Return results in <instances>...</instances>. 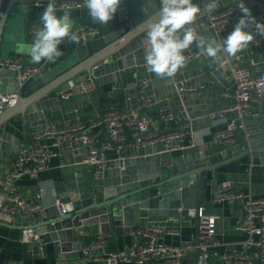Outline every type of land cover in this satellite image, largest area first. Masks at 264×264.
<instances>
[{"label":"water","instance_id":"obj_1","mask_svg":"<svg viewBox=\"0 0 264 264\" xmlns=\"http://www.w3.org/2000/svg\"><path fill=\"white\" fill-rule=\"evenodd\" d=\"M35 1L3 0L0 3V59L3 49L8 54L24 51L25 44L16 41L15 31L18 21L24 16V8L32 6ZM238 1L241 0H218L216 8L222 7L224 3ZM206 2L193 0L201 8ZM159 8V0H121L117 11L119 20L123 24L129 21L133 28L126 36L114 32L110 36L97 38L91 44L93 54L89 53L87 44L79 45L67 58L50 68L41 69L40 65H36L37 71L23 81L17 78V72L0 69V90L6 87L5 93L17 94L12 108L0 113V159L9 160L10 156L19 152V138L5 130L7 121L19 122L24 128L32 126L33 134L46 129L45 112L53 117L54 109L58 110L66 122L75 121L77 111L89 103V92L96 91L99 102L105 101L101 97L103 86L118 81L120 72L130 68L133 69L132 78L135 80L138 72L147 73L152 85L148 94L155 96L174 94L175 83L182 81H189L192 85L207 83L210 90L207 98L199 95L173 97L182 119L207 114L210 96L215 98L220 91L213 83L218 82L226 70L225 62L236 58L238 53L234 57L220 58L202 55L200 58L206 62L204 67L181 72L170 78L156 76L145 66L146 52L142 42L147 39L145 32L137 26L151 18L158 19ZM206 14L198 17L192 25H204L200 28L204 38L219 42L233 31L234 27L220 32L209 29L205 25ZM255 16L261 23L256 12ZM255 49L264 50V40L256 37V41L249 45L244 54L249 55ZM88 75L92 76L91 81L85 80ZM68 81H72L75 86L83 83L86 92L79 94V102L59 104L56 90ZM169 84V87H164ZM129 95L132 102L137 101L133 89ZM99 129L104 134L103 125L93 131ZM237 137L239 143L219 152L205 150L181 154L163 164L158 156H142L132 147L128 149L132 151L131 156L122 163L124 170L119 169V161L108 162L100 181L92 177L87 181L82 174L65 175L64 184L57 187L56 194L62 200L66 215L59 216L53 206L23 220L34 224L31 229H34L39 241L42 244L52 242L55 252L63 260L78 258L81 243L76 241L74 230L80 227L96 225L100 235L115 243L118 234H127L139 225L141 213H145L147 218L194 216L205 196L206 172L210 171L214 178L217 168L244 157L258 159L264 165V123L256 119L247 120L244 130L239 131ZM128 150L123 156H126ZM59 152L83 156L85 149L66 140L61 144ZM77 160L80 161L79 157ZM196 229L199 245L198 221ZM198 253L197 250L192 264L196 263Z\"/></svg>","mask_w":264,"mask_h":264},{"label":"built area","instance_id":"obj_2","mask_svg":"<svg viewBox=\"0 0 264 264\" xmlns=\"http://www.w3.org/2000/svg\"><path fill=\"white\" fill-rule=\"evenodd\" d=\"M1 1V0H0ZM57 11L79 9L82 0H53ZM160 2V0H159ZM235 3L221 11L210 13L207 16L206 25L214 32L231 29L238 21L240 8ZM49 0H36L35 7L42 4L48 5ZM248 8H252L261 23H264V0H244ZM37 22L30 28V35L41 27ZM127 26L122 24L121 29ZM78 36L79 43L85 45L91 39L100 37L96 27L79 24L73 29ZM252 31L255 27L252 26ZM264 40V37L257 36ZM186 61L199 57L198 54L186 50ZM254 63L250 60V65ZM0 69H8L17 72V78L21 81L27 79L37 69L33 66H22L17 60L0 61ZM233 84L230 88L220 90L219 96L228 99L229 105L221 112L209 115L211 119L219 118L224 122L221 129L209 133L210 144L231 147L236 142V134L244 129L247 120L256 119L264 123V76L254 74L249 67H235L231 69ZM88 75L86 81H91ZM151 80L149 77H139L132 83L136 94L138 107L144 110V115H136L132 112L116 108L115 106L102 109L100 115L93 121H79L70 126H47L45 130L33 135L31 144L21 150L10 165V172L6 179L7 193L0 202V212H5L9 219L17 217L18 213L26 216L38 212L41 205L38 201H26L17 191L16 184L23 177L36 178L49 168L52 159L59 156L61 144L68 140L85 149L80 164L87 170L95 181L103 177L105 166L108 162V152H113L116 160L121 163L119 169L124 170L122 153L128 145L138 149L160 146L164 153H177L186 147L183 144L184 135H192L185 126L184 131L160 130L155 122L167 127L178 119L168 99L161 96L148 94ZM79 94L86 92L85 85L77 86ZM204 86L192 85L182 81L175 86V92L179 97L188 93L202 90ZM74 86L69 84L66 89L56 92V96L63 102H69L74 94ZM16 93H0V113L14 105ZM252 103L256 108L251 109ZM147 112H152L149 114ZM101 125L104 126L105 139L99 140L92 131ZM200 144L195 139L189 146ZM76 174V173H75ZM89 179V180H90ZM40 197V196H39ZM214 203L241 204L243 217L236 226V230L246 235L243 250L218 254L207 253L206 245L183 243L179 246L164 244L161 241L162 227L156 223H150L137 227L132 231L134 243L121 251L105 250L107 238L98 235L87 244L81 245L79 254L82 260L102 261L105 264H192L185 261V257L193 251H199V259L196 264H207L209 258H215L221 264H264V197L246 196L243 191L237 190L231 182L219 186L215 190ZM59 216L66 215V209L61 198L56 196L53 201ZM198 229L202 239H210L216 232V223L213 218L207 217L202 209L197 213ZM22 240L27 243L36 242L38 236L34 229H24L21 233ZM254 251V253L249 250ZM100 251V254L96 252Z\"/></svg>","mask_w":264,"mask_h":264},{"label":"crops","instance_id":"obj_3","mask_svg":"<svg viewBox=\"0 0 264 264\" xmlns=\"http://www.w3.org/2000/svg\"><path fill=\"white\" fill-rule=\"evenodd\" d=\"M3 0L0 1V3ZM239 2V1H238ZM224 3L222 7L216 8L210 13H215L221 11L235 3ZM83 5V0H82ZM47 5L42 4L35 7L34 5L24 8V16L18 21L17 28L15 31L16 41H21L25 44V49L23 52L18 53H7V50H1L2 56L0 61L5 60H17L22 66H33L40 65L41 69L50 68L53 65L57 64L59 61L67 58L69 54H72L73 51L79 47V45L70 42L65 39L63 43L59 45V49L63 52V55L59 57L55 63H48L41 61L40 63H32L30 56L27 55L28 49L34 39V35H30V28L32 25L40 21V16L45 10ZM251 15L255 16V11L252 8ZM71 12V17L75 21L74 28L79 24H87L93 27H96L100 32V37L110 36L114 32H120L122 35H127L133 28L129 21L127 26L124 29H121L123 22H120L118 12L115 14V17L107 26L99 25L94 23L89 14L88 10L85 7L79 9L67 10ZM63 13L57 11L58 15ZM208 13V14H210ZM206 14V17L208 16ZM242 16V12L239 13V19ZM257 22L259 19L254 17ZM237 21V22H238ZM264 21V20H262ZM206 25V22H205ZM204 26L203 24L192 26L194 30L203 37L200 32V28ZM97 39V38H96ZM96 39H91L87 43L89 53L93 54L94 51L91 49V44ZM142 46L145 49V52L148 48V42L143 41ZM192 53L198 54L199 57L192 58L186 61L185 67L179 69L176 74L181 72H186L195 68L204 67V60L200 57V49L197 48L194 43L189 49ZM186 53V51H185ZM184 53V55H185ZM225 56L223 53H219L218 57ZM227 57V56H225ZM250 60L253 61V65H250ZM226 63V70L220 75V80L213 83V86L218 87L220 90L230 88L233 84L231 78V69L235 67H249L254 74L264 75V50H254L245 55L244 51L238 53L237 57L233 60H228ZM4 70V69H2ZM133 69H126L120 72V79L113 83L103 86L102 99L105 101L99 102V94L96 91H91L88 93V105L84 106L81 110L77 111V119L75 121L66 122L62 115L58 112L57 109L52 111L53 117L48 115V112H45V123L47 126L56 125V126H70L79 121H93L101 113L102 109L106 107L115 106L116 108L125 110L127 112H132L138 116L144 115L146 112L138 107L137 101L132 102L129 99V92L132 87V83L135 82V79L132 78ZM137 78L139 77H148L147 73H137ZM197 77H194V79ZM164 79V78H163ZM191 78H189L190 80ZM193 79V78H192ZM189 83V81H187ZM69 84L74 86V94L69 102H63L58 100L59 104H68L79 102V93L77 86L73 84L72 81H68L60 88L56 90L60 91L66 89ZM178 83H175L177 86ZM202 85V84H200ZM198 84V86H200ZM165 85L164 87H169ZM204 88L195 93H188L184 96L191 97L192 95H199L202 98H207L210 94L208 84H203ZM152 89L150 84L149 91ZM6 87H2L0 90L1 93H5ZM134 90V89H133ZM219 92L215 95V98L210 96V106L207 109V114L202 113V115H194L192 118H181L179 112L173 102V97L178 96L176 92L174 94L164 95L163 97L167 98L171 104L173 111L177 114L178 119L170 123L167 127H164L159 122H155L156 127L160 130H178L184 131L185 126L188 127V131L192 135H184L183 144L185 149L177 153H164L160 146L156 147H146L138 149V153L142 156H158L161 164L167 162L170 158L181 155L188 154L197 151L209 150L211 153L219 152L222 149H225L222 146H214L210 144L209 133H213L215 130L221 129L224 126V122L219 118L211 119L209 115L217 112H221L227 108L229 105L228 99H222L219 96ZM134 96L136 94L134 91ZM155 96V95H152ZM162 97V96H161ZM110 100H115L114 102ZM12 106L6 110L11 109ZM256 108V104L252 103L251 109ZM4 110V111H6ZM153 114L152 112H147ZM251 120V119H250ZM10 122V123H9ZM5 130L9 133L15 135L19 138V152L27 148L32 140V126L24 128L21 123L14 122L11 120L6 122ZM244 130V129H243ZM26 131V135L24 134ZM99 140L105 139V133L103 130L99 129L97 131H92ZM239 131L236 135H238ZM196 140L200 144L195 146H189L192 140ZM239 137L236 138L235 144L239 143ZM234 144V145H235ZM134 146L128 145L125 149L132 148ZM124 151V152H125ZM18 152V153H19ZM123 152V153H124ZM10 156L9 160L0 159V202L2 197L7 193V184L6 179L8 178L10 172V165L12 161L16 158L17 154ZM122 158L126 159L130 157L132 151L126 153V156ZM108 162H113L116 160L114 153L108 152ZM79 157L80 161L78 162L77 158ZM82 155L79 154H65L60 153L57 158H54L49 163V168L42 172L36 178L23 177L17 184V191L26 201H38L41 205L39 211L48 210L53 207L54 198L57 196L56 189L58 186L64 184V177L70 173L82 174L84 175L85 180L89 181L90 174L84 167L80 164ZM107 162V163H108ZM206 189L204 192L203 202L200 205V209L204 211V214L213 218L216 223V232L208 240L202 239L199 236V244L206 245L207 253L211 254L212 252H217L218 254L229 253V252H240L243 250L242 246L246 240V235L240 233L236 230V226L240 223L243 217V208L241 204H223L217 205L214 203L215 199V190L224 183L231 182L232 186L243 191L246 196L254 197H264V165L260 163L258 159H253L249 157L241 158L238 161L226 164L215 170V177L212 178V173L210 171L206 172ZM40 196V197H39ZM197 213V211H196ZM194 216H177V217H164V218H147L145 213H141L139 220V225L137 227H142L150 223L159 224L162 227L161 241L164 244L179 246L183 243H193L197 245L198 234L196 229L197 214ZM29 216L24 215L23 213H18L17 217L14 219H9L5 212H0V264H105L102 261L94 260H82L80 254L76 259H60L57 252H55L53 243L42 244L39 240L33 243H27L22 240L21 233L24 229H30L34 224L26 222L23 218H28ZM134 227L127 234H118L116 237L115 243L107 238V244L105 250L107 251H121L130 247L135 239L133 237L132 231L137 228ZM75 239L77 242H80L81 245L87 244L98 235H100L99 228L96 225L80 227L74 230ZM250 252L253 251L249 250ZM197 251H193L191 254H188L185 257V261L192 262L193 256ZM71 253V252H70ZM100 254L101 252H96ZM68 254V253H67ZM199 253L196 259L198 263ZM195 263V264H196ZM207 264H221V262L215 258H209Z\"/></svg>","mask_w":264,"mask_h":264},{"label":"clouds","instance_id":"obj_4","mask_svg":"<svg viewBox=\"0 0 264 264\" xmlns=\"http://www.w3.org/2000/svg\"><path fill=\"white\" fill-rule=\"evenodd\" d=\"M121 0H83L82 7L94 23L107 26L117 13ZM218 0H207L204 7L193 3V0H160L157 18H151L137 28L146 34L148 48L145 55L146 68L160 78L173 77L186 65L185 51L194 43L201 55L219 58L223 53L234 57L248 49L257 36L264 37V23H259L245 6L244 0L237 5L242 16L235 24L233 31L219 42L200 36L192 27L202 14L209 13L217 7ZM41 27L34 33V39L28 49L32 63L45 61L55 63L63 55L59 45L65 39L79 43L77 33L73 30L75 21L70 11L57 14L53 0L40 16ZM255 27V31L250 30Z\"/></svg>","mask_w":264,"mask_h":264}]
</instances>
